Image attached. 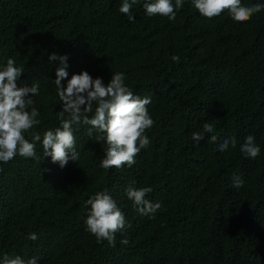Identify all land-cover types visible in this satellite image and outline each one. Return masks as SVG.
Masks as SVG:
<instances>
[{
    "label": "trees",
    "instance_id": "1",
    "mask_svg": "<svg viewBox=\"0 0 264 264\" xmlns=\"http://www.w3.org/2000/svg\"><path fill=\"white\" fill-rule=\"evenodd\" d=\"M144 2L133 6L135 22H129L118 11L122 0H0V65L13 58L25 69L22 82H39L41 124L35 131L59 124L53 82L59 65L49 61L52 53L68 56L69 78L86 70L107 83L112 73H125L134 94L151 97L147 107L155 121L145 133L149 148L131 168L98 167L104 145L85 127L74 132L79 160L63 168L43 158L39 144L35 159L0 162V258L264 264V11L245 23L227 12L208 20L185 0L173 22L148 17ZM204 123L213 133H203ZM194 132L205 139L197 143ZM248 135L261 149L255 159L239 150ZM232 136L236 148L219 151ZM235 175L243 187L233 186ZM133 181L153 189L146 198L161 204L154 218L140 215L127 198ZM104 189L130 225L116 234L114 247L98 243L84 225V202ZM29 233L38 239H26Z\"/></svg>",
    "mask_w": 264,
    "mask_h": 264
},
{
    "label": "clouds",
    "instance_id": "2",
    "mask_svg": "<svg viewBox=\"0 0 264 264\" xmlns=\"http://www.w3.org/2000/svg\"><path fill=\"white\" fill-rule=\"evenodd\" d=\"M138 3L139 0H122L118 11L127 16L129 22H135L132 9ZM184 3L185 0H174V3L173 0H145L143 9L148 17L161 16L174 22ZM191 3L208 20L227 12L233 21L245 23L254 14L264 11V3L245 6L242 0H191ZM48 59L59 65L55 68L53 82L61 107L59 111H55L58 126L42 133L35 131L41 124V113L35 99L41 91L39 82H33L30 86L22 82L20 78L25 69L17 66L13 58L9 57L5 64L0 65V162L7 164L17 156L35 159L39 144L43 149L42 157H50L52 163L63 168L69 160H79L80 153L76 149L74 132L85 127L89 137L94 136L98 143L104 145L98 167L105 171L124 166L131 168L136 163L135 157L151 144L145 134L155 124L147 107L152 103L151 97L134 94L126 85V74L123 72L112 73L107 83L101 77L93 78L86 70L73 73L69 78L67 55L52 53ZM171 59L174 63L180 61L178 55H173ZM65 80L66 85L62 83ZM213 131L210 123L203 124V133ZM192 139L199 143L205 139V135L194 132ZM216 140L217 136L211 135L209 142ZM229 146L236 148L235 136L225 138L218 148L225 152ZM239 150L246 158L251 159H255L261 151L253 135L244 139ZM232 183L235 188H241L244 180L235 175ZM134 184L135 181L125 188L127 198L140 215L154 218L161 204L146 198L153 189L137 188ZM84 206L87 209L85 230L98 243L107 241L114 247L116 234L130 225L110 191H97L84 202ZM26 239L36 241L38 236L36 233H29ZM120 242L127 245L129 241L124 238ZM0 264H38V261L36 257L25 261L19 255L13 257L6 254L0 258Z\"/></svg>",
    "mask_w": 264,
    "mask_h": 264
}]
</instances>
